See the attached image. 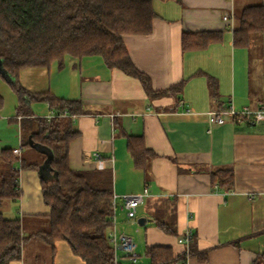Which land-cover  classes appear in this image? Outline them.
I'll list each match as a JSON object with an SVG mask.
<instances>
[{"label": "crops", "instance_id": "obj_1", "mask_svg": "<svg viewBox=\"0 0 264 264\" xmlns=\"http://www.w3.org/2000/svg\"><path fill=\"white\" fill-rule=\"evenodd\" d=\"M261 4L264 0H154L152 32L125 35L124 43L155 91L185 81L178 94L151 98L139 79L108 67L100 56H68L62 69L53 63L50 69L23 70L37 79L32 82L38 85L27 86L30 92L76 100L87 111L73 117L80 133L69 149L73 170H110L117 196L148 188L149 196L137 210V219L151 220L145 226L127 219L121 200L116 212L118 232L132 236L136 251L144 256L153 246L170 247L182 255L185 246L178 240L187 229L194 234L189 264H254L264 253V120L250 124L225 115V123L218 125L209 116L231 104L238 111L264 106V33L257 36L263 39L260 43L251 38L249 45L236 46L232 31L246 7ZM226 14L231 21L224 20ZM201 32H222L223 39L205 49L183 47L184 33ZM211 77L217 84L214 92ZM37 111L36 116L53 114L46 103ZM126 136L143 137L155 154L145 169L135 167ZM19 139L21 156V135ZM32 148L36 151L32 160L40 166L52 156L46 150L42 161L38 155L43 148L35 144ZM48 167L43 176L51 181L55 175ZM223 167L234 172L230 191L213 183L212 173ZM39 168L20 171L23 195L10 206L18 213L11 214L10 209L6 213L35 230L51 212L43 198ZM55 264L85 263L66 241H59Z\"/></svg>", "mask_w": 264, "mask_h": 264}, {"label": "trees", "instance_id": "obj_2", "mask_svg": "<svg viewBox=\"0 0 264 264\" xmlns=\"http://www.w3.org/2000/svg\"><path fill=\"white\" fill-rule=\"evenodd\" d=\"M153 3L154 0H0V59L7 72L18 76L28 68L50 69L53 63L62 69L68 56H100L108 67L139 79L151 98L178 94L185 81L155 91L150 77L135 67L124 43L125 35L152 32L157 16ZM232 31L236 46H247L253 35L264 33V5L246 7ZM222 39V32L184 33L183 47L205 49ZM209 82L214 92L216 80L211 77ZM13 90L19 99L16 117L21 148L34 151L35 144L50 150L55 178L41 181L43 198L51 212L36 230L27 231L20 218H7L0 210V264H42V257L35 250L43 245L49 250L43 264H55L59 241H66L85 264L112 263L114 248L108 236L113 225L112 172L73 170L69 162L70 144L80 135L73 117L87 111L79 101L51 92H30L20 84L13 85ZM34 102L48 104L54 116H36L31 111ZM3 105L0 94V111ZM126 138L135 167L145 169L155 154L146 147L143 137ZM40 155L45 161L46 154ZM40 165L15 155L12 149L0 150V208L22 197L20 171L38 169ZM212 174L216 188L232 189V168H219ZM157 224L170 231L164 223ZM145 256L149 264H178L183 258L175 255L172 248L159 246L147 248ZM254 264H264V253L258 255Z\"/></svg>", "mask_w": 264, "mask_h": 264}, {"label": "built area", "instance_id": "obj_3", "mask_svg": "<svg viewBox=\"0 0 264 264\" xmlns=\"http://www.w3.org/2000/svg\"><path fill=\"white\" fill-rule=\"evenodd\" d=\"M225 21H231V16L226 14L224 16ZM225 115H231L236 121H247L250 124H258L264 120V106L259 109L252 110L248 107H244L241 111L235 110L233 105L223 109L219 108L209 113L210 120L214 124L222 125L225 123ZM54 116V113L52 114ZM51 116V117H52ZM20 149H14L13 153L20 156ZM99 157L98 154H95ZM149 196L148 188H145L143 192L138 194H126L122 196L113 195L112 207H113V225L108 233L111 245L114 248V260L110 264H122L121 260L130 262V264H137L140 256L136 252L134 239L132 236L126 233H119L116 228V212L117 202L121 200V209L125 211L127 219L133 223H137V210L138 207L145 203L146 198ZM194 239V234L191 229L187 231L179 238V243L185 246L183 252V258L178 264H189L190 259V247ZM121 253L122 255H120Z\"/></svg>", "mask_w": 264, "mask_h": 264}, {"label": "rangeland", "instance_id": "obj_4", "mask_svg": "<svg viewBox=\"0 0 264 264\" xmlns=\"http://www.w3.org/2000/svg\"><path fill=\"white\" fill-rule=\"evenodd\" d=\"M237 22V20H236ZM260 34H255L253 35L252 41L255 43H260L262 42L257 39ZM36 76L34 79L32 77L30 78V74L28 71H21L18 76H14L13 74L9 73L6 71V73H3L0 71V94L2 95L4 99V105L0 111V150L3 149H20V129H19V124L18 120L16 117V112H17V106H18V95L16 92L13 90V85L15 84H20L24 88L27 89V86L29 85H38V83H33L32 81H36ZM29 81V82H28ZM33 107H31V111L37 115L39 112V108H41L42 103L39 102H34ZM36 106V108H34ZM37 109V110H36ZM39 117H44V116H39ZM35 151L29 150V149H23V153L21 157L25 156V159H28V161H32V154H34V159L36 158L35 156ZM41 157V155H38ZM19 165V161H17V166ZM15 203L11 202L8 204H5L3 207L0 208L1 211H5V214L8 213L10 206ZM10 213H18V210L13 207L10 209ZM7 218L11 217L9 214L5 215ZM29 227V228H28ZM27 231H33L35 228H33L30 224H26ZM141 248V247H140ZM142 249V248H141ZM38 251L37 254H40L42 257V264L43 262H46L49 256V250L46 245L43 246H38L36 247V250ZM137 254L140 256L139 261L137 264H148L147 258L144 256V253L141 250L136 251ZM49 264V262H47Z\"/></svg>", "mask_w": 264, "mask_h": 264}, {"label": "water", "instance_id": "obj_5", "mask_svg": "<svg viewBox=\"0 0 264 264\" xmlns=\"http://www.w3.org/2000/svg\"><path fill=\"white\" fill-rule=\"evenodd\" d=\"M0 71L3 72V73H6V70H5L4 66H3V60L2 59H0ZM42 148L43 149L41 151L43 153L47 154L46 150H48V149H45L44 147H42ZM51 159H52V156L49 157V155H48V158L46 160V163L43 166H40V168H39V172H40V175H41V179L42 180H47V178H45L43 176V169L46 167V165L49 166L48 167L49 168L48 170L52 171V168H51ZM148 221H151V220H148L146 217H139L137 219L138 225L141 226V227L145 226Z\"/></svg>", "mask_w": 264, "mask_h": 264}]
</instances>
